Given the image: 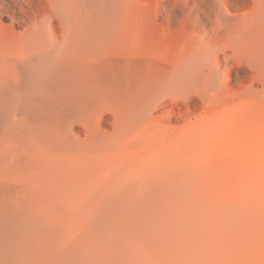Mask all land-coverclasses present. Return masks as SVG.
Segmentation results:
<instances>
[{"label": "bare ground", "instance_id": "bare-ground-1", "mask_svg": "<svg viewBox=\"0 0 264 264\" xmlns=\"http://www.w3.org/2000/svg\"><path fill=\"white\" fill-rule=\"evenodd\" d=\"M193 5L172 40L144 0H0V264H68L112 224L110 211L91 215L87 188L154 114L207 108L234 76L244 97L264 92V0L243 15L231 0ZM93 151L103 160L77 165ZM119 250L113 262L128 264Z\"/></svg>", "mask_w": 264, "mask_h": 264}, {"label": "rangeland", "instance_id": "rangeland-1", "mask_svg": "<svg viewBox=\"0 0 264 264\" xmlns=\"http://www.w3.org/2000/svg\"><path fill=\"white\" fill-rule=\"evenodd\" d=\"M193 1L144 0L172 40L182 37L179 22L193 18ZM231 1L240 6L234 15L247 11L245 0ZM233 79L209 107L168 106L146 120L140 141L128 136L107 150L112 159L87 191L91 215L110 211L112 224L93 228L68 264H115L119 246L128 264H264V92L244 97ZM102 128L113 132L110 119ZM104 155L81 152L77 165Z\"/></svg>", "mask_w": 264, "mask_h": 264}]
</instances>
